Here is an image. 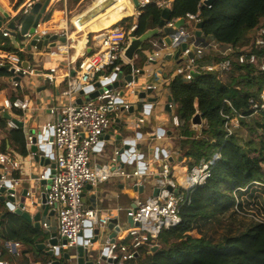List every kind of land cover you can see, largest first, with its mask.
Segmentation results:
<instances>
[{
  "label": "built area",
  "instance_id": "1",
  "mask_svg": "<svg viewBox=\"0 0 264 264\" xmlns=\"http://www.w3.org/2000/svg\"><path fill=\"white\" fill-rule=\"evenodd\" d=\"M205 0H201L204 4ZM149 2H154L160 8H170L172 0H138V10L135 14H140L139 8L145 6ZM32 2L27 3L23 11L28 14L32 6ZM208 6V5H207ZM200 11L196 13H187L186 19L195 22L200 21ZM44 15L37 23L33 32L27 31L23 36L25 43L22 48L16 47L15 51L0 50V66L9 65L14 68V73H11L10 84L14 88L19 86L18 80L26 75L38 74L43 78V82H54L57 79L56 69L50 68L49 72L34 71L30 65L23 68V60L20 53L26 51L38 50L35 45L28 48L30 42L44 39L49 34L46 28L42 27ZM180 19H172L165 22L166 26L173 27V32L169 34L170 45L165 41L162 42L164 52L153 50L146 55V63L151 64L162 59L167 53H174L181 43L186 42L187 48L181 53V56L188 57L191 52L193 57L186 58L181 63H178L174 69V76H181L184 80H190L194 73L200 71L222 70L228 71L233 64H250L257 70L264 72V54L258 55L252 52V47L264 50V25L260 24L254 31L249 42L245 44L240 53H236L231 44H221L215 40H208L205 44H198L193 39L195 32H190L187 28V23L183 20L181 25L175 27V23ZM8 21L5 28L2 29L3 37L11 38ZM15 26L16 34L19 33L20 24ZM136 28L135 22L129 27L124 28L118 25H112L98 31V34L93 36L94 50L87 55H84L77 63V69L73 77H68L67 87L62 94L69 98L68 102L61 106L58 112L56 121H48L42 132L48 133V138L44 144L51 146L54 154V171L50 173L45 168L38 176V180H49L45 185L44 190L45 200L43 204L47 207V213L53 211L57 220V230L55 237L56 244H48L54 257L58 260L63 259V253L70 248L79 245V238L82 237V246L91 243L95 236L93 233L95 228L106 227L109 216L100 215V210L92 207H85L83 203V190L86 185H97L106 181L111 177L121 179H137L134 183L135 187L141 186L142 180L139 177L147 172V164H140L136 168L126 170L116 164L121 158L131 163L135 154L120 152L116 150L111 163L102 166H91L90 155L97 147L102 137L110 126L109 113L123 108L128 110L130 103L123 99V94L120 93L121 88L113 86L114 82L119 81L118 74L122 72L124 65L131 67V82L127 83V88H131V94L137 95L139 91H146L148 88L156 89V85L145 84L142 87L138 83V74L140 70L135 68L131 61H128L123 56V50L131 38V34ZM162 29V28H161ZM196 30V27H195ZM66 37V33L63 34ZM16 37V36H15ZM191 39V40H190ZM49 56H58L65 52L63 45L56 44L55 47H49ZM219 58V61H210V63H200L199 58L202 57ZM197 58V59H196ZM95 83H100L102 89L95 97L89 100H82L77 103L72 97L79 95L88 86H93ZM93 87L88 93L96 90ZM224 103L232 108L229 100L225 99ZM250 109L254 114L264 113V87L260 90L256 99L249 100ZM168 108H172L171 102L167 104ZM13 109L27 111L30 109L29 101L20 98L6 97L1 102L0 114H6ZM144 110L146 107L143 108ZM58 109L50 108V112H57ZM221 114L225 117L226 137L232 134V127L239 125L241 114L235 111V115L230 117L221 109ZM6 129H15L19 125L7 118ZM173 123L179 124L177 116H173ZM162 135L155 132V138L161 139ZM31 143V135L28 138L27 144ZM155 148V147H154ZM153 148V149H154ZM162 166L156 178V192L144 201H139L134 207L126 209V215L131 219V223L125 229L126 234L122 242H118L114 237V241L107 239L106 244L100 250L106 258L115 260L116 264H123L126 260H131L137 254V250L142 245H147L149 239H157L158 235L165 229H169L180 223L181 209L184 205L191 201L192 192L202 185L212 173V169L216 162L220 159L219 153H214L210 160H200L197 164L191 166L188 173L185 175L182 184H177L173 179V169L170 154L164 152ZM160 160L159 149L154 150L153 161ZM173 161V160H172ZM14 163L5 151L0 150V187L4 186L7 189H16L21 181V178L13 176L12 166ZM11 196H14L12 193ZM28 194V193H27ZM26 207V206H25ZM14 208V207H13ZM13 210V209H12ZM25 210V208H24ZM137 223V225H135ZM88 224V225H87ZM43 228L48 229L47 222L41 224ZM89 229L90 236H84V231ZM82 234V236H80ZM116 236V235H115ZM48 237H51L50 235ZM20 242L13 240L0 239V258L4 252L10 256L20 254ZM0 264H13L0 259ZM65 264V263H61Z\"/></svg>",
  "mask_w": 264,
  "mask_h": 264
},
{
  "label": "trees",
  "instance_id": "2",
  "mask_svg": "<svg viewBox=\"0 0 264 264\" xmlns=\"http://www.w3.org/2000/svg\"><path fill=\"white\" fill-rule=\"evenodd\" d=\"M23 1L18 0L16 6ZM70 1L77 3L79 0ZM200 1L172 0L165 22L180 19L187 23L186 14L199 10L203 22L201 35L207 40L231 44L237 54L250 41L255 29L264 25V0H213L208 6ZM139 10L135 20L136 36L159 26L163 8L149 2ZM25 15L20 10L13 21L21 24ZM49 17L50 14L45 15L44 20ZM132 23V17H124L115 25L129 28ZM17 36L23 40L22 35ZM1 49L15 51L10 38L4 37ZM251 51L264 54V50L255 46ZM20 57L23 61L30 58L22 53ZM207 59L206 56L198 61ZM123 69L128 71V66L124 65ZM3 76H11V73L0 68V77ZM168 87L173 102L180 104L179 121L183 123L196 113L204 120L198 132H188L192 140L182 141L183 145L192 144L188 153L190 165L202 159L208 161L216 152L220 159L211 176L192 192L190 203L182 207L180 223L163 230L157 239H149L147 245L138 248L133 259L123 264H264V134L260 135L259 147L252 141L242 143L239 126L226 137V119L220 112L222 109L230 117L238 112L242 115L239 125L247 127V118L254 115L249 100L256 99L264 87V72L250 64L235 63L228 71H200L190 80L175 76ZM225 99L230 101L232 108L224 103ZM2 119L6 117L0 114V122L5 124ZM253 123L254 128L250 130L256 133L258 128H264V116ZM5 133L0 150L15 145L19 153L26 155V139L21 127L6 129ZM205 199L209 200L207 205ZM5 211L0 202V216ZM39 236L41 231L30 222L16 213L6 212L0 220V239L20 242L23 248L16 256L3 251L0 259L13 264H29L26 255L33 252V261L37 262L36 256L43 252L35 245ZM49 260L47 257L42 264Z\"/></svg>",
  "mask_w": 264,
  "mask_h": 264
},
{
  "label": "crops",
  "instance_id": "3",
  "mask_svg": "<svg viewBox=\"0 0 264 264\" xmlns=\"http://www.w3.org/2000/svg\"><path fill=\"white\" fill-rule=\"evenodd\" d=\"M17 1L18 0H13L9 2V0H0V12L4 11L8 14L7 18L3 17L0 26V50H2L1 47L4 44V37L1 35V31L5 28L6 23L8 21L13 22L14 17L20 10H23L27 3H35L38 0H24L20 5L16 6ZM58 1L65 5L71 3L74 6L81 3L82 0H79L77 3H73L70 0H50L49 6L46 9V11L50 9L51 12L49 11L48 13H50L51 17H49L48 20H43L42 27L46 28L50 35L57 34L58 37H60L66 33L67 39L65 42H62L59 39L56 41L57 45L60 44L64 46L65 52L58 56H49L50 49L49 46L46 45L40 50H27L26 53H22L30 56L27 60H29L34 71L36 70L37 72L47 73L50 71V68L54 67L57 74L56 81L52 83L47 81L44 83L43 78L40 75L31 74L16 78L19 82V86L14 88L10 84L11 76L0 77V107L2 100L6 97H13L12 99H26L29 101L30 105V109L27 111L13 109L8 112V116L2 114L6 118L22 123L21 129L26 139V155L19 153L15 145H8L5 150L9 158L16 163L15 166H12L13 176L21 178L20 183L16 187L18 193H20L23 188L29 186L31 188L34 186L38 181L37 178L39 174L47 168L40 167L28 151L29 145L27 142L30 136V131L37 129L41 130L48 121L57 120L59 109L69 100L67 96L62 94L63 90L67 87L68 77H73L75 75L79 60L84 55L90 54L94 50L93 36L97 35L98 31L115 25L124 17H132L133 23L137 17L135 12L138 10V6H136L134 0H132V5H129L126 0H113V3L107 7L105 11L88 22L80 24L79 17L82 13L74 16L70 23L71 28L69 29V21L66 17L67 8L58 9L55 7V4L58 3ZM102 1L104 0H95L94 4H99ZM2 5L7 6V8H3ZM122 6H125V13L121 11L123 10ZM63 10L65 12H63ZM160 30L161 38L164 34L161 28ZM154 38L155 37L149 40L152 47L146 45V47L141 49L142 51H140L141 57L139 62L137 63L135 61V55L131 63L135 68L140 70V73L138 74V83L141 84L140 86L142 87L145 84L156 85V89H151L150 93L147 92V89L145 91L146 96L144 98H139L138 95L144 91H139L137 95L131 94V88L129 87L130 97H125L124 93L123 99L130 103V108L128 110L120 108L119 110L109 113L110 126L103 135L101 143L94 148L90 155V164L94 167L111 163V158L116 150L122 149V152L130 153V155H133L132 153H134L135 157H133L131 163H127L121 158L116 166L119 165L126 170H131L140 164H147L146 174L139 177V180H142V184L141 186L135 187L134 183L137 180L136 178L128 180L111 177L97 185L88 184L83 190V203L85 207L97 208L100 210L101 216L108 215L109 218L117 219L118 224L123 225V228L120 231H115V238L118 242H122L126 234L125 229L127 226H125V223L128 219L126 209L134 207L139 201H144L146 198L154 194V191L156 190L155 181L163 163L162 159H164V152L170 154L169 161H171L174 181L177 184H182L189 168L195 165H190L191 159L188 155L192 148L191 142L183 145L182 141L192 140V137H188V132H198L204 123V120L201 119L200 124H194L191 120L192 118L187 119L183 123L179 121L178 125L173 123V116L178 117L177 109L180 104L173 102L168 86L170 81L175 77L173 73L178 63L173 59H166L165 56L157 62L151 64L146 63L147 53L156 50V46L160 44L158 43V39ZM10 41L13 43L12 38H10ZM22 41H20L16 35L15 43H17V46L13 43L14 48L16 49L18 46L19 48H22L23 46L20 45V42L22 43ZM47 49L49 50L47 51ZM210 61L212 60L209 57V59L204 61L200 60L199 62L210 63ZM127 66L128 71H125L124 68L122 71L123 76H127L131 73L130 65ZM133 96H135L136 99L132 98ZM86 97L87 96L79 94L72 98L77 101L79 98L86 100ZM169 97L171 98V109L167 106L169 103ZM154 98L156 100H152ZM149 104L150 108L147 106ZM53 107L57 108L58 111L51 113L50 108ZM144 107H146L145 110L143 109ZM2 125L5 124L0 122V142L6 135V129H1ZM236 127H232V131ZM159 130H162L161 139L155 138V132H158ZM156 148L159 149L160 160L154 162L153 155ZM40 191L39 186L38 192ZM33 199L37 200L36 197H31L30 199L25 200V210L32 215L35 214L37 209H39L36 204H31ZM20 200H22L21 197L17 199L19 202ZM43 222L48 223V229L43 228L41 225ZM30 223L35 227L33 222ZM39 224L40 227L38 229L40 231L43 229L44 231L49 230L50 234L56 233L57 220L54 214L48 212L45 216H41ZM40 243H45L42 236H39L35 241L36 247L37 244ZM101 244L102 243H96L91 249L99 248L100 251L103 246ZM22 248L23 245L21 244V249ZM34 256L33 252L26 255L30 260L32 258L34 259ZM33 259L32 263L36 264L37 262H34ZM70 262L73 263V259L64 261L63 263L69 264ZM32 263L29 262V264ZM100 264L116 263L103 261Z\"/></svg>",
  "mask_w": 264,
  "mask_h": 264
},
{
  "label": "water",
  "instance_id": "4",
  "mask_svg": "<svg viewBox=\"0 0 264 264\" xmlns=\"http://www.w3.org/2000/svg\"><path fill=\"white\" fill-rule=\"evenodd\" d=\"M212 1L213 0H205L204 4L208 5ZM49 3H50V0H38L32 4L29 10V13L25 15L23 21L20 24V30H19L20 35H24L27 31L33 32V29L35 28L37 23L40 21L42 15L45 13L47 7L49 6ZM112 3H113V0H104L99 4H94L90 6L88 9L82 12V14H80V17H79L80 24L90 21L91 19H93L94 17H96L97 15L105 11V9H107V7H109ZM134 3L136 4V6H138L137 0H134ZM169 14H170V8H163L162 19L160 20L158 27L149 29L139 36H136L135 32L131 34V38L123 50V56L128 61H132L134 59L135 54L143 48V45L146 41H149L150 39H152L153 37H156L158 34L161 33L160 28H162L164 36L161 38L160 37L158 38V43L162 44V42L165 41L167 45H170L169 34L173 32V27L165 25V20H168ZM3 17H8V14H6L4 11H1L0 12V26L2 23ZM181 23L182 21L180 20L177 21L175 23V27L181 25ZM202 26H203L202 21H199L195 24V27H196L195 35L196 36L201 35ZM8 29H10L12 41L13 43H15V36L17 34L14 31L15 26L13 22L8 24ZM58 39L62 42L66 41L65 36L58 37L57 34L47 35L44 39L39 40V41H36L35 39H33L28 45V48H30L31 45H35L36 48L39 50L42 49L43 46H46V45H48L49 47H55L56 41ZM24 43L25 41L23 40L22 44ZM15 45L17 46V43H15ZM186 48H187V43L183 42L174 51L173 54L167 53L164 56L166 59H169V60L173 59L177 63H181L186 58L193 57V54L191 52L187 55L188 57L181 56V53ZM22 66L23 68H26L28 66V62L23 61ZM0 68L8 70L10 73H14V68L9 67V65H1ZM197 74L198 73H194V75H197ZM118 79L119 81L114 82L113 86L120 87L121 88L120 93L123 94L124 89L127 88V83L131 82L132 77L130 74L127 76H123V73L120 72L118 74ZM100 85H101L100 83H95L93 86H88L83 91H81L80 94L83 96H87L86 97L87 99L93 98L99 92L102 91V89L100 88ZM93 87H97L96 90L88 93V91L91 90ZM147 92L150 93L151 88H148ZM145 96H146L145 92H141L138 95L139 98L140 97L144 98ZM152 100H156V99L154 98ZM168 101L171 102L170 97ZM76 102L81 103L82 98H79ZM147 106L150 108V104ZM191 120L194 124H200L201 123L200 114L196 113L192 117ZM16 123L19 125V127H22L21 122H16ZM158 132L162 133V130H159ZM30 135H31V143L28 147L29 153H31L32 158L34 159L36 163H38L40 167H47L48 171L52 173L54 171V165H55L53 149L51 146L44 144L45 140H47L48 138V133L42 132V130L37 129V130H31ZM119 151L122 152V149H120ZM47 183H49V180L40 179L31 188L30 186L23 188L20 193H18L16 189H11V188L7 189L6 187L1 186L0 187V202H3L6 205L5 207L6 211L0 216V220L1 218L5 216L6 212H13V213L20 215L22 218H24L28 222H33L34 226L39 228L40 227L39 222H40L41 216H45L47 214V207L43 204L45 200V194L43 190L47 189L48 186H46L45 188V185ZM39 186L41 190L40 192H38ZM155 192L156 190L154 191V194ZM8 193H12L14 194V196H11V194H8ZM19 197L22 198L20 202L17 201ZM31 197L32 198L36 197L37 199V200L33 199L31 204L32 205L36 204L39 207V209H37V211L33 215L27 212L26 210H24L25 200L30 199ZM50 214H53V211H50ZM127 223L129 225L132 224L131 219L128 218ZM135 225H137V223H135ZM122 228H123V225L118 224L117 219L109 218L106 227H98L94 229L93 233L95 234V236L92 238L90 244L86 245L85 247L82 246L81 245L82 237H80L79 245L77 247L72 248L74 252L72 251L73 253H71V251L68 250L67 252L63 253L62 260L56 259L54 257L53 252L50 249H48V244L57 243V238L55 237V233L50 234L51 237H48L45 243L37 244V248H39V250H42L43 252L45 251L46 256L50 258V260L45 264H61L64 261H69L72 259H73L74 264H100L103 261L115 262V260L112 261L111 259L106 258L104 254H101V252L99 251V248L91 249V247L96 243H102L101 245H103L102 247H104L108 238H110L111 241H114V237L116 235L115 231H120ZM91 233L92 232H90L89 229H86L83 234L84 236H90ZM80 236H82V234ZM152 250H155V247H152Z\"/></svg>",
  "mask_w": 264,
  "mask_h": 264
},
{
  "label": "rangeland",
  "instance_id": "5",
  "mask_svg": "<svg viewBox=\"0 0 264 264\" xmlns=\"http://www.w3.org/2000/svg\"><path fill=\"white\" fill-rule=\"evenodd\" d=\"M10 1H13V0H9V2ZM127 1V3L130 5H132V0H126ZM95 3V0H82V2L81 3H78V4H76V5H74L73 6V4H71V3H67L66 5L65 4H61L59 1H58V3H56L55 4V7H57L58 9H61V8H64L65 9V7L67 8V10H66V17H67V19H68V21H69V23H68V28L70 29L71 27H70V23H71V20H72V18L74 17V16H77L78 14H80V13H82V12H84L86 9H88L90 6H92L93 4ZM1 4V3H0ZM2 7L3 8H7V6H4V5H2ZM122 9L123 10H121L122 12H124L125 11V6H122ZM50 11V9H48V11H46L45 13H44V16L45 15H47V14H50V13H48ZM51 12V11H50ZM63 12H65L64 10H63ZM125 13V12H124ZM50 17H51V15H50ZM5 18H7V17H5ZM263 21H264V19H262ZM262 21V22H263ZM187 28L189 29V31L190 32H195V22H193L192 20H189L188 21V26H187ZM18 35H20V33H18ZM21 36V35H20ZM161 36V34L160 35H158V36H156L154 39H158L159 37ZM18 39L20 40L21 38L20 37H18ZM191 39H193L194 40V42H196V43H198V44H205L208 40H207V38L206 37H204L203 35H200V36H195L194 38H191ZM190 39V40H191ZM20 41H22V39L20 40ZM20 45L21 46H23V44L20 42ZM151 46L152 47V44H151V42L150 41H146V43H144V46ZM156 50H160V51H162V52H164V50H162V49H164L163 47H162V45L161 44H159L158 46H156V48H155ZM49 49H47V51H48ZM140 51H142V50H140ZM140 51L139 52H137L135 55H136V59H135V61L138 63L139 62V59H140V57H141V53H140ZM12 75V74H11ZM8 79V78H7ZM21 81H22V79H21ZM124 93H125V97L126 96H128V97H130L129 96V88H125L124 89ZM132 98H134V99H136V97L135 96H133ZM87 100V99H86ZM254 116V117H253ZM252 116V118H247V123H248V126L247 127H243V126H240L239 125V127H238V131H239V136H240V138L242 139V143H244V142H246V141H252V143L254 144V146L255 147H259L260 146V141H261V138H260V135L261 134H264V128L262 129V128H258V131L255 133V132H253L252 130H250V128H254V121H259L260 119H261V116H264V115H253ZM7 118L6 119H2V121L5 123V125L7 124ZM237 128V127H236ZM215 198V197H214ZM217 202V201H216ZM215 202V203H216ZM1 203H3V202H1ZM209 203V200H206L205 199V201H204V204L205 205H207ZM4 204V203H3ZM4 206L6 207V205L4 204ZM227 212L226 211H224V214H226ZM129 224L126 222L125 223V226H128ZM42 231H41V236L43 237V239H44V241L46 242L47 241V239H48V236H49V234H50V232H49V230L48 231H44L43 229H41ZM194 234H195V232H194ZM196 235V234H195ZM70 251L72 252L73 251V249H71L70 248ZM33 259V258H32ZM32 259L30 260L29 258H28V261L29 262H31L32 263ZM36 259H37V263L36 264H42V263H44V262H46L47 261V256H46V252L44 251V252H41V253H39L37 256H36ZM32 264H35V263H32ZM69 264H73L72 262H70Z\"/></svg>",
  "mask_w": 264,
  "mask_h": 264
},
{
  "label": "bare ground",
  "instance_id": "6",
  "mask_svg": "<svg viewBox=\"0 0 264 264\" xmlns=\"http://www.w3.org/2000/svg\"><path fill=\"white\" fill-rule=\"evenodd\" d=\"M73 36V35H72Z\"/></svg>",
  "mask_w": 264,
  "mask_h": 264
}]
</instances>
